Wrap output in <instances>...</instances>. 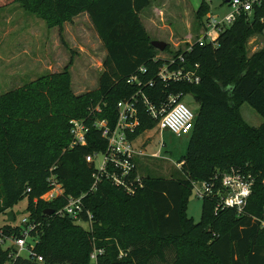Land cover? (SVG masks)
Instances as JSON below:
<instances>
[{
  "label": "trees",
  "instance_id": "obj_1",
  "mask_svg": "<svg viewBox=\"0 0 264 264\" xmlns=\"http://www.w3.org/2000/svg\"><path fill=\"white\" fill-rule=\"evenodd\" d=\"M15 1L58 32L64 21L85 13L104 56L94 89L72 93L69 59L60 71L0 94V211L27 198L23 216L40 223L33 250L41 256L40 262L8 257L9 250L0 247V264L8 258V264H264V43L248 56L242 46L247 34H264V0L250 13L237 15L215 41L194 43L187 52L150 45L138 16L149 0H0V6ZM208 11L202 0L194 11L199 28ZM163 51L182 54L187 67L197 64L198 82H159L155 73ZM133 74L142 82L153 81L142 88L151 100L172 92L195 104L193 125L177 161L182 177L144 176L133 195L104 179L90 190L93 168L84 156L105 146L92 121L114 123L116 101L138 88L126 83ZM242 103L262 118L259 125H243L236 110ZM96 105L99 111L93 110ZM72 118L83 119L87 132L84 145L68 148ZM138 119L132 137L155 123L140 108ZM237 166L253 177L241 212L222 209L214 214L213 201L205 198L199 220L186 217L190 182ZM50 174L63 195L45 202L38 196L48 189ZM67 195H82L76 218L55 213ZM49 209L53 212L44 214ZM85 211L91 214L89 228L76 223L85 221ZM0 231V236L19 235L12 222L4 221ZM92 248L101 250L93 261Z\"/></svg>",
  "mask_w": 264,
  "mask_h": 264
},
{
  "label": "rangeland",
  "instance_id": "obj_2",
  "mask_svg": "<svg viewBox=\"0 0 264 264\" xmlns=\"http://www.w3.org/2000/svg\"><path fill=\"white\" fill-rule=\"evenodd\" d=\"M201 1L149 0L138 16L151 40L163 41L167 50L183 49L187 42H193L200 36L194 11ZM203 1L207 3L210 13L220 16L229 10L224 0ZM263 43L262 32L247 34L242 43L244 55L248 56L258 50ZM165 52L159 55L166 56ZM103 56V48L85 14L64 21L58 32L57 26L48 27L41 18L25 10L20 2L0 6V94L47 73L60 71L69 59L72 93L79 94L94 89ZM181 101L194 110L195 104L189 96L182 97ZM236 110L246 127H256L262 121L246 103L240 104ZM160 141L164 142L163 147H160ZM134 143H144L145 153L158 155L136 160L137 172L142 177H182L177 161L185 149L186 135L177 137L166 130L158 132L156 128H150L137 135ZM160 156H165L166 159H161ZM100 158V155L96 156L97 161ZM26 203L27 198L23 197L9 207L8 211L14 215L12 224H19L25 213ZM184 205L186 217L197 222L202 200L195 195L193 189L187 193ZM5 214V211H0V226L5 221ZM76 223L84 226L80 221ZM8 261L9 258L4 264H8Z\"/></svg>",
  "mask_w": 264,
  "mask_h": 264
},
{
  "label": "built area",
  "instance_id": "obj_3",
  "mask_svg": "<svg viewBox=\"0 0 264 264\" xmlns=\"http://www.w3.org/2000/svg\"><path fill=\"white\" fill-rule=\"evenodd\" d=\"M259 2L260 0H228L226 3L229 10L222 15L207 12L200 28V36L193 42H187L182 51H189L194 43L203 45L215 41L218 33L229 25L237 15L250 13L253 5H258ZM260 21L264 24V17H261ZM162 57L164 59L155 73V78L159 82L164 85L176 82H198V76L195 74L197 64L194 63L191 67H187L180 53L174 56L166 55ZM138 71L143 72L144 69L140 67ZM126 83L135 84L138 88L128 97L116 101L114 123L109 126L105 119H94L92 121V126L98 130L105 146L101 151L84 156V160L93 168L90 190L94 189L101 179L109 181L113 186L128 195H133L142 187V176L137 172L136 160L158 157V155L157 153H145L144 143H134L137 135L132 137V134L139 125V108L149 119L155 121L151 128H156L158 132L166 130L179 137L187 136L192 128L193 111L181 101L180 93L160 94L151 100L142 90L145 86H152L153 81L151 79L142 82L133 74L126 79ZM93 110L99 111L98 106H94ZM86 132L87 126L83 119L72 118L68 120V134L70 136L68 148L75 145H84ZM159 145L163 147L164 142L160 141ZM97 155L101 156L98 161L96 160ZM160 158L166 159L165 156H160ZM46 181L48 189L39 195L38 199L46 202L63 195L61 184L57 182L52 174L47 177ZM252 182L251 173L237 166L229 167L219 174L215 172L207 180H193L190 182V189L194 190L199 199L207 198L213 201L214 214L222 209H232L239 214L250 194ZM28 190L29 188L25 189V191ZM81 197L82 195L77 197L65 196V203L55 213L59 215L66 214L73 218L78 217L82 211ZM84 213L86 219L82 223L85 228H89L92 221L91 214L88 211ZM39 226V222L30 221L26 216H22L18 224L19 235H1L0 247L9 250L8 257L21 256L40 262L41 256L33 250ZM96 252H101V250L93 248V251L89 253L90 260L95 259Z\"/></svg>",
  "mask_w": 264,
  "mask_h": 264
},
{
  "label": "water",
  "instance_id": "obj_4",
  "mask_svg": "<svg viewBox=\"0 0 264 264\" xmlns=\"http://www.w3.org/2000/svg\"><path fill=\"white\" fill-rule=\"evenodd\" d=\"M225 2H227L228 0H224ZM150 45L153 47V48H155V49H157V50H159V51H162L163 49H164V47H165V43L163 42V41H160V40H150ZM53 212V210L52 209H49V210H47V211H45L44 212V214H47V215H49V214H51ZM71 216H69V218H70ZM5 221L6 222H13V216H12V213H11V211H7L6 212V214H5Z\"/></svg>",
  "mask_w": 264,
  "mask_h": 264
},
{
  "label": "crops",
  "instance_id": "obj_5",
  "mask_svg": "<svg viewBox=\"0 0 264 264\" xmlns=\"http://www.w3.org/2000/svg\"><path fill=\"white\" fill-rule=\"evenodd\" d=\"M157 10V9H156ZM80 14H85V13H80ZM79 15V14H78ZM78 15H76V16H78ZM86 15V14H85ZM145 29V28H144ZM186 29H188V28H186ZM103 53H104V51H103Z\"/></svg>",
  "mask_w": 264,
  "mask_h": 264
}]
</instances>
